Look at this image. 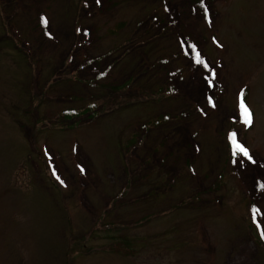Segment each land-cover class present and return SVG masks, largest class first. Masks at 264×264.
Listing matches in <instances>:
<instances>
[{
	"label": "rangeland",
	"instance_id": "rangeland-1",
	"mask_svg": "<svg viewBox=\"0 0 264 264\" xmlns=\"http://www.w3.org/2000/svg\"><path fill=\"white\" fill-rule=\"evenodd\" d=\"M199 1L0 0V264H264V0Z\"/></svg>",
	"mask_w": 264,
	"mask_h": 264
},
{
	"label": "trees",
	"instance_id": "trees-1",
	"mask_svg": "<svg viewBox=\"0 0 264 264\" xmlns=\"http://www.w3.org/2000/svg\"><path fill=\"white\" fill-rule=\"evenodd\" d=\"M201 4H204V1L202 0H200L199 1ZM116 49H113V50H111L108 54L109 55H111L112 53H115L114 51H115ZM126 87V86H125ZM242 93H243V97H244V99H246V97H247V91H245V90H243L242 91ZM97 106L96 105H91L90 106V108L89 109H93V108H96ZM62 114H64V115H61L62 117H64L66 120H68V121H70V120H72V119H76V118H78L79 117V112H77L76 110H73V109H70V110H65V111H63V113ZM89 115H91L92 117L94 116V118H96L97 117V113L95 112V111H93V110H90L89 111ZM73 116H75V117H73ZM81 116V115H80ZM59 117H60V115H59ZM240 119L243 121V117H242V115H240ZM241 121H239V123H240ZM235 124H236V122H235ZM233 135H235V131H230L229 133H228V144H229V146H230V148H231V150H232V157H236L238 154H240V152L234 147V145H233V142H232V137H233ZM235 137H236V135H235ZM219 183V182H218ZM221 184H219V186H220ZM217 186H216V184L214 185V189L216 188ZM192 198H194V197H191L190 199H192ZM183 203H184V200H183V202L180 204V206H182L183 205Z\"/></svg>",
	"mask_w": 264,
	"mask_h": 264
},
{
	"label": "snow or ice",
	"instance_id": "snow-or-ice-1",
	"mask_svg": "<svg viewBox=\"0 0 264 264\" xmlns=\"http://www.w3.org/2000/svg\"><path fill=\"white\" fill-rule=\"evenodd\" d=\"M197 62H199V56H197ZM240 109H241V115L243 117V122L246 125H251L252 124V113L249 111L248 107L246 106V104L244 103L243 100V93H241V100H240ZM232 142L234 147L243 155L247 156V150L240 145L239 143L236 142V138L235 135H233L232 137Z\"/></svg>",
	"mask_w": 264,
	"mask_h": 264
}]
</instances>
